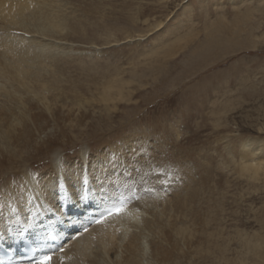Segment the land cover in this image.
<instances>
[{
	"label": "rangeland",
	"instance_id": "374dc122",
	"mask_svg": "<svg viewBox=\"0 0 264 264\" xmlns=\"http://www.w3.org/2000/svg\"><path fill=\"white\" fill-rule=\"evenodd\" d=\"M64 1L72 3L61 45L46 54L39 94L71 128L74 154L85 145L129 149L131 160L149 168L131 173L137 193L153 181L162 208L171 187L191 200V192L210 195L231 214L219 242L236 229L263 234L264 177L250 178L239 162L245 142L264 152V131L244 118L249 103H264V47L228 50L230 36L245 33L264 46V0Z\"/></svg>",
	"mask_w": 264,
	"mask_h": 264
},
{
	"label": "bare ground",
	"instance_id": "6f19581e",
	"mask_svg": "<svg viewBox=\"0 0 264 264\" xmlns=\"http://www.w3.org/2000/svg\"><path fill=\"white\" fill-rule=\"evenodd\" d=\"M71 3L0 0V237L3 240L8 239L6 230H12L20 222L40 220L36 214L31 218L34 199L39 203L35 213L42 206L55 203L57 179L62 172L69 193L78 202L76 192L81 178L85 177L79 168H87H83L85 165L92 182L114 178L110 175L116 171L126 185L133 180L131 173L149 169L146 164L131 160L129 149L85 145L74 154L76 144L68 138L71 128L63 124L61 115L49 109L39 94L44 87L41 72L45 59L49 58L46 54L61 45L62 22ZM230 37L229 54L246 46L264 47L250 33L240 39ZM213 38L209 33L204 39L208 47L214 44ZM50 58L55 61V57ZM254 104L249 103L251 108L247 105L249 109L244 118H249H246L248 125H257L258 130L264 131V122H259L264 119V103ZM255 111L259 117L253 115ZM222 116L224 122L229 121L228 112ZM50 126L53 134L48 133ZM63 139L70 144L64 145ZM68 147L71 153L67 154L64 151ZM241 147L247 153L241 152L240 169L250 178L264 177V161L260 159L264 152L258 156L257 150L246 142ZM33 162L38 163L37 169L30 168L29 163ZM122 170H125L124 176ZM146 181L151 190L146 187L139 191L141 194L138 193L139 198L132 205L140 212V218L132 212L106 223L104 228H90L80 239L67 241L65 251L54 254L50 264H264V233L242 234L236 229L228 233L226 240H217L228 227L225 218L231 214L217 207V201L210 195L191 192L190 196H196L191 200L187 194L182 195L179 187H171L169 207L162 208L163 201L159 202L155 183ZM98 190L103 193L102 189ZM89 195L92 197L90 192ZM83 197V192L79 193V198ZM257 222L264 232V219L259 218ZM230 241H234L232 248L228 247Z\"/></svg>",
	"mask_w": 264,
	"mask_h": 264
},
{
	"label": "snow or ice",
	"instance_id": "6c2138e0",
	"mask_svg": "<svg viewBox=\"0 0 264 264\" xmlns=\"http://www.w3.org/2000/svg\"><path fill=\"white\" fill-rule=\"evenodd\" d=\"M122 209L121 208H116L114 209V211L116 212H120ZM111 214V213H109ZM99 222V221H97ZM50 260H51V256L50 255H40L39 259L34 261V264H50ZM9 264H11V262H9Z\"/></svg>",
	"mask_w": 264,
	"mask_h": 264
}]
</instances>
